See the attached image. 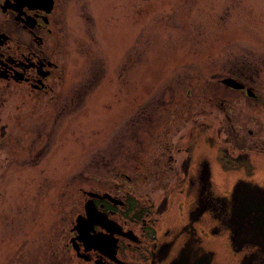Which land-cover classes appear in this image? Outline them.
<instances>
[{
	"label": "rangeland",
	"instance_id": "1",
	"mask_svg": "<svg viewBox=\"0 0 264 264\" xmlns=\"http://www.w3.org/2000/svg\"><path fill=\"white\" fill-rule=\"evenodd\" d=\"M55 16L57 96L9 93L0 107V264H89L63 244L75 186L182 146L196 120L218 123L206 95L229 96L264 138V0H59ZM248 62L259 97L242 114L214 82Z\"/></svg>",
	"mask_w": 264,
	"mask_h": 264
},
{
	"label": "flooded vegetation",
	"instance_id": "2",
	"mask_svg": "<svg viewBox=\"0 0 264 264\" xmlns=\"http://www.w3.org/2000/svg\"><path fill=\"white\" fill-rule=\"evenodd\" d=\"M58 2L0 0V107L9 93L31 102L57 96L52 92L61 85L64 68L47 40L53 36ZM87 13L83 6L81 16ZM251 70L257 68L249 62L237 64L214 82L238 93L242 114L245 100L259 97ZM204 101L221 114L218 123L196 120L187 137L183 133L182 146L162 143L140 166L133 161L129 169H111L104 179L93 177L90 184L75 186L76 207L63 244L78 260L264 264V138L250 137L256 132L253 116L246 126L234 118L238 107L229 96L206 95ZM0 123L1 136L5 126ZM236 185L238 233L233 222ZM248 215L262 221L252 228Z\"/></svg>",
	"mask_w": 264,
	"mask_h": 264
},
{
	"label": "water",
	"instance_id": "3",
	"mask_svg": "<svg viewBox=\"0 0 264 264\" xmlns=\"http://www.w3.org/2000/svg\"><path fill=\"white\" fill-rule=\"evenodd\" d=\"M256 191H258V190H256ZM239 193H240L239 185H236V187L233 189V200L235 202V210H234V213H233V217H234V221L233 222H234V225H235V230H234L235 232L234 233H238V226L237 225L239 223V215H237L236 213H237V211L239 209V201H240V197L238 196ZM84 209H85L86 215L88 216L89 215V213H88L89 211H88V207L86 205L84 206ZM256 217H257V215L256 216L255 215L254 216L248 215L246 217L247 221L250 223V226H252V225L256 226V225H258V223H260L262 221V218L258 219V217L257 218ZM250 219H251V221H250ZM75 222H76V224H80L77 218H76ZM253 226H252V228H253Z\"/></svg>",
	"mask_w": 264,
	"mask_h": 264
}]
</instances>
